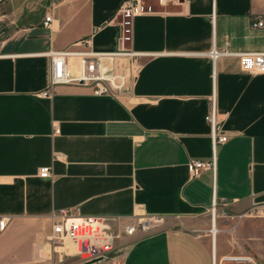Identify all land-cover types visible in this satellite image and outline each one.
I'll list each match as a JSON object with an SVG mask.
<instances>
[{"label":"crops","instance_id":"crops-1","mask_svg":"<svg viewBox=\"0 0 264 264\" xmlns=\"http://www.w3.org/2000/svg\"><path fill=\"white\" fill-rule=\"evenodd\" d=\"M20 1L39 6L7 14L0 40V264H82L47 252L60 210L120 234L102 264H212L214 240L218 256L264 257V218L241 216L264 205V74L244 71L236 56L209 55L214 46L264 52V27H252L264 20V0H177L137 17L132 46L152 55L119 98L83 85L50 89L46 53L114 51L124 0ZM106 66L124 73L127 60ZM213 99L229 136L215 152ZM213 158L214 169L191 176L190 160ZM44 166L52 178L39 176ZM214 200L227 212L215 234ZM139 210L164 225L121 234Z\"/></svg>","mask_w":264,"mask_h":264},{"label":"built area","instance_id":"built-area-1","mask_svg":"<svg viewBox=\"0 0 264 264\" xmlns=\"http://www.w3.org/2000/svg\"><path fill=\"white\" fill-rule=\"evenodd\" d=\"M174 1L177 0H124L116 14L118 47L114 51L100 52L86 49L83 51L56 50L46 53L51 60L50 89L59 85H83L90 87L93 93L98 96L108 95L114 98L122 96L130 81H135L137 78L141 68V59L152 55L139 52L132 46L135 19L139 16L159 13L161 7H166ZM52 21V15L47 14L43 25L48 27ZM252 27L263 28L264 20L259 19L253 22ZM89 42L88 39H84L81 43L89 46ZM2 48L3 42H0V51ZM209 55L214 62L220 57L236 56L244 71L252 74H264V52L236 53L229 49H217L214 46ZM74 60L77 64L73 62ZM118 60H127L126 72L120 73L107 69L106 63L115 64ZM206 121L211 129L210 136L215 152L217 145L225 144L229 139L223 123L219 119L215 99L212 100ZM54 133H60V129L55 128ZM59 158L60 155L55 154L54 160ZM214 168L215 158L210 162L190 160L188 164L192 177L199 176L204 169ZM39 176L52 178V167L40 168ZM216 208L217 203L214 200L211 207L214 222ZM241 216L264 218V205L256 206ZM6 223V218H0V231L4 230ZM164 223V217L148 215L139 210L126 220L121 227V234L133 236L136 233H148L163 226ZM51 225L52 231L47 239L49 251L64 256L78 255L82 264L98 258H102L101 262L103 263L108 259L107 251L113 247L114 239L120 237V234L113 235L111 230L102 224V220L83 218L69 210L53 213ZM71 247H75L76 251H72ZM83 255L87 256L83 258ZM212 264H260V262L256 257L247 253H228L218 256L214 240Z\"/></svg>","mask_w":264,"mask_h":264},{"label":"rangeland","instance_id":"rangeland-1","mask_svg":"<svg viewBox=\"0 0 264 264\" xmlns=\"http://www.w3.org/2000/svg\"><path fill=\"white\" fill-rule=\"evenodd\" d=\"M38 6H39L38 1L30 2V1H20V0H3L0 3V40L3 39L6 36V32H8L7 23L10 20H8L9 18L7 17V14L12 13V11H14L15 9H19V8L22 9L25 7L38 8ZM226 213H227L226 209H224L220 205H217L214 216L216 217V220L219 222L220 220H222L224 214ZM208 217L210 218V220L213 219L212 212L208 214ZM86 256L87 255H83V258H85ZM258 260L261 262L260 264H264V257L258 258Z\"/></svg>","mask_w":264,"mask_h":264},{"label":"water","instance_id":"water-1","mask_svg":"<svg viewBox=\"0 0 264 264\" xmlns=\"http://www.w3.org/2000/svg\"><path fill=\"white\" fill-rule=\"evenodd\" d=\"M3 0H0V3L2 2ZM102 258H98V259H95L93 261H90V262H86L84 264H102Z\"/></svg>","mask_w":264,"mask_h":264},{"label":"bare ground","instance_id":"bare-ground-1","mask_svg":"<svg viewBox=\"0 0 264 264\" xmlns=\"http://www.w3.org/2000/svg\"><path fill=\"white\" fill-rule=\"evenodd\" d=\"M215 225H216V222H214V220H213V233H214V234H215L216 231H217ZM71 248H72V247H71ZM47 252H49V247H48V246H47Z\"/></svg>","mask_w":264,"mask_h":264}]
</instances>
